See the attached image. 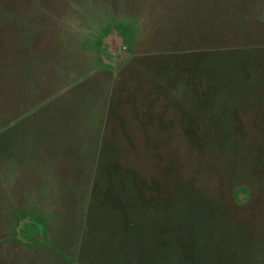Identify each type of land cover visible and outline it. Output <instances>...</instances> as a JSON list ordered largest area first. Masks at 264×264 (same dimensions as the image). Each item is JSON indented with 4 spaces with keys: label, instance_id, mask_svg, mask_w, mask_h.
<instances>
[{
    "label": "rangeland",
    "instance_id": "1",
    "mask_svg": "<svg viewBox=\"0 0 264 264\" xmlns=\"http://www.w3.org/2000/svg\"><path fill=\"white\" fill-rule=\"evenodd\" d=\"M25 263L264 264V0H0Z\"/></svg>",
    "mask_w": 264,
    "mask_h": 264
},
{
    "label": "crops",
    "instance_id": "2",
    "mask_svg": "<svg viewBox=\"0 0 264 264\" xmlns=\"http://www.w3.org/2000/svg\"><path fill=\"white\" fill-rule=\"evenodd\" d=\"M26 263H27V262H26ZM26 263H25V264H26ZM30 264H32V263H30Z\"/></svg>",
    "mask_w": 264,
    "mask_h": 264
}]
</instances>
